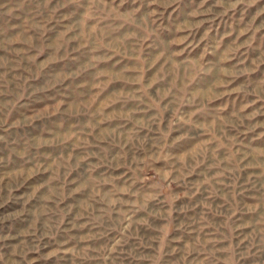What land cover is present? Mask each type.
Listing matches in <instances>:
<instances>
[{
    "label": "rangeland",
    "instance_id": "obj_1",
    "mask_svg": "<svg viewBox=\"0 0 264 264\" xmlns=\"http://www.w3.org/2000/svg\"><path fill=\"white\" fill-rule=\"evenodd\" d=\"M0 264H264V0H0Z\"/></svg>",
    "mask_w": 264,
    "mask_h": 264
}]
</instances>
